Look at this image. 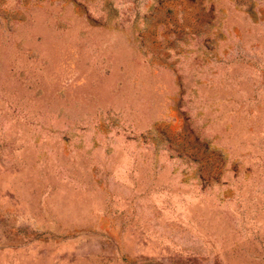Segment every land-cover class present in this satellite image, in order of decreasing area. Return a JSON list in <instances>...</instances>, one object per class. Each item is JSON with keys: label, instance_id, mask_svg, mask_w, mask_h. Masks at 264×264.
Masks as SVG:
<instances>
[{"label": "rangeland", "instance_id": "obj_1", "mask_svg": "<svg viewBox=\"0 0 264 264\" xmlns=\"http://www.w3.org/2000/svg\"><path fill=\"white\" fill-rule=\"evenodd\" d=\"M0 264H264V0H0Z\"/></svg>", "mask_w": 264, "mask_h": 264}]
</instances>
